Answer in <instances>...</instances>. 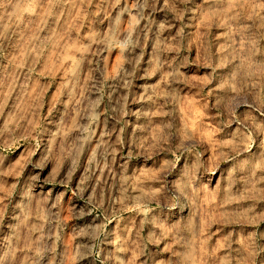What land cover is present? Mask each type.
<instances>
[{"label":"rangeland","instance_id":"rangeland-1","mask_svg":"<svg viewBox=\"0 0 264 264\" xmlns=\"http://www.w3.org/2000/svg\"><path fill=\"white\" fill-rule=\"evenodd\" d=\"M0 264H264V0H0Z\"/></svg>","mask_w":264,"mask_h":264}]
</instances>
